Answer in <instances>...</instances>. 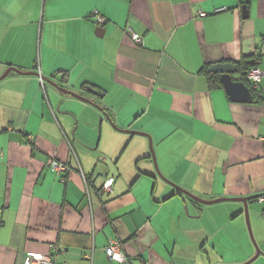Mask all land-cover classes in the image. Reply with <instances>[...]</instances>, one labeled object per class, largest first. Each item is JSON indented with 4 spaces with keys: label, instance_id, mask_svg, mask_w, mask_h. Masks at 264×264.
Instances as JSON below:
<instances>
[{
    "label": "crops",
    "instance_id": "0c3cea01",
    "mask_svg": "<svg viewBox=\"0 0 264 264\" xmlns=\"http://www.w3.org/2000/svg\"><path fill=\"white\" fill-rule=\"evenodd\" d=\"M263 47L264 0H0V78L20 71L0 81V264L33 254L118 264L111 240L126 264L255 257L242 203L202 205L178 188L205 201L258 196L248 208L262 253L253 263L264 264V77L261 96L239 104L206 72L245 63L264 73ZM149 139L169 182L139 169L154 149L130 154L138 174L121 165ZM53 158L69 165L66 181Z\"/></svg>",
    "mask_w": 264,
    "mask_h": 264
},
{
    "label": "water",
    "instance_id": "95a60500",
    "mask_svg": "<svg viewBox=\"0 0 264 264\" xmlns=\"http://www.w3.org/2000/svg\"><path fill=\"white\" fill-rule=\"evenodd\" d=\"M250 65L254 66V63L251 62ZM11 72H19L20 73V71L18 69H8L6 71V73L0 78V81L5 79ZM210 72L220 76V81H221L227 95L229 96V98L232 102L239 103V104H252V103H254V97H253L252 91H251L250 87L243 81V76L239 70L238 65L232 64V63H218V64L211 67ZM31 74H34V73H31ZM46 81L49 82L52 86H54L61 93L71 95L75 98L87 101L88 103H90L93 106H96L92 102L84 99L83 97H81L75 93H72L71 91L66 90L64 87L60 86L58 83L51 81V80H46ZM89 91L94 95H98V93L96 91H94L93 89H90ZM150 146H151V151L153 152L151 140H150ZM153 157H154V161L156 163L154 153H153ZM176 188H178V187H176ZM178 189L185 196L193 199L194 201H196L202 205H213V204H217V203H221V202H225V201H233V202L242 203L245 206V217L247 220L249 233H250L251 239H252V241L256 247V250H257L255 257L253 259H251L246 264H251L257 260V258L262 253L259 250V248L256 244V241L254 239V236H253L248 205H249V202L252 201L253 198H258V196L247 197V198H229V199L224 198V199L213 200V201H205V200H202L200 198L194 197L193 195H191L190 193L186 192L185 190H183L181 188H178ZM184 202H185L186 214L189 215V206L187 205L186 199H184Z\"/></svg>",
    "mask_w": 264,
    "mask_h": 264
},
{
    "label": "built area",
    "instance_id": "2783aa9c",
    "mask_svg": "<svg viewBox=\"0 0 264 264\" xmlns=\"http://www.w3.org/2000/svg\"><path fill=\"white\" fill-rule=\"evenodd\" d=\"M223 9H219L218 11H222ZM203 17L206 16V14H202ZM98 21L97 23L99 25H103L105 23V19L102 17H97ZM129 35L131 37V40L137 44V45H143V39L141 36L133 33L132 31L129 32ZM261 55H264V47L260 51ZM264 77V73L259 68H251L247 73H245V81L249 84L250 89L254 92L255 95L261 96V88L260 85L262 83ZM42 85H44V80L41 77ZM48 166L51 167L55 172H57L59 175L63 177V181H66L65 175H67L70 172V167L65 162H59L56 159H50L48 162ZM83 178L85 176L83 175ZM115 180L110 179L105 182L103 185V191H110ZM259 201L261 203H264V197H260ZM107 253L109 255V258L112 262L118 263V264H126L128 262V259L126 257V253L124 251L123 243L117 240H111L109 241V244L106 248ZM25 264H59L57 259L54 256H46L42 254H33L30 255L26 260ZM61 264H67V263H61Z\"/></svg>",
    "mask_w": 264,
    "mask_h": 264
},
{
    "label": "rangeland",
    "instance_id": "374dc122",
    "mask_svg": "<svg viewBox=\"0 0 264 264\" xmlns=\"http://www.w3.org/2000/svg\"><path fill=\"white\" fill-rule=\"evenodd\" d=\"M101 121V120H100ZM109 121V120H108ZM111 127H112V129H113V131H115L114 133H116L115 135L117 136V137H119L120 138V140H122V138L124 139V137H125V141L126 140H128V138L130 137V135H127V134H124V133H120V131H117L116 129H114L113 127V125L111 124ZM103 135H104V138H103V142H102V147H103V144H104V141L106 140V135H107V132L105 131V130H103ZM138 138H140V137H136L135 139H138ZM150 140V139H149ZM152 147H153V149H154V152H155V157H156V161H157V163H155L154 161H153V159H152V151H151V147H150V144H149V147H148V150L147 151H140V147L139 146H137L136 145V143H135V140L132 142V144H131V146L129 147V149L127 150V153H126V157L127 158H124L123 160H122V166L123 167H125V165L127 166V167H125V170L129 173L130 171H131V169L132 170H134V172L132 171V174H134L135 172L138 174L139 172H138V168L136 167V165H135V159H134V157L133 158H131V156H130V154L132 153H137L138 155H137V159L140 157V156H148V155H150V161L151 162H149V160H147V161H143V162H141L140 163V168L139 169H142V170H150L149 169V167H150V165H152V169H153V172H155L157 175H158V177H159V180L161 181V184H162V181L164 180V181H167V182H169L166 178H165V176L163 175V173H162V171H161V168H160V165H159V157H158V153H157V150L155 149V147L152 145ZM129 159V160H128ZM136 159V160H137ZM143 181H146V180H143ZM147 185H150L151 186V182H147ZM225 204L224 205H226V202H224ZM222 204V203H221ZM218 204H216L215 206H217ZM211 207H214V206H211ZM245 221H246V217H245V219H244ZM251 220V219H250ZM247 222V221H246ZM251 225H252V223H251ZM252 229H253V227H252ZM253 233H254V231H253ZM249 236V235H248ZM255 237V236H254ZM255 241H256V239H255ZM247 262V261H246ZM245 262V263H246ZM223 264H228V263H223ZM238 264H243V263H238ZM252 264H254V263H252ZM256 264V263H255Z\"/></svg>",
    "mask_w": 264,
    "mask_h": 264
},
{
    "label": "trees",
    "instance_id": "16d2710c",
    "mask_svg": "<svg viewBox=\"0 0 264 264\" xmlns=\"http://www.w3.org/2000/svg\"><path fill=\"white\" fill-rule=\"evenodd\" d=\"M245 63H240L239 64V70L240 71H242V70H244V69H246V65H244ZM209 68H210V66L209 67H207V70H209ZM207 72V75H208V77H209V79H210V81H211V83L214 85V87H215V85H219L220 84V76L219 75H216V74H213V73H210V71H206ZM243 73V81L249 86V84L245 81V73H244V71H242ZM221 85V84H220ZM253 95L255 96V94H254V92H253ZM257 96V95H256Z\"/></svg>",
    "mask_w": 264,
    "mask_h": 264
}]
</instances>
